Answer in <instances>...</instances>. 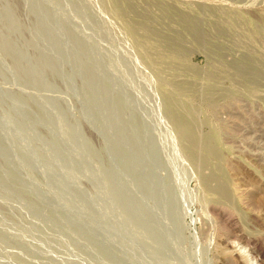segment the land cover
<instances>
[{"label": "rangeland", "instance_id": "374dc122", "mask_svg": "<svg viewBox=\"0 0 264 264\" xmlns=\"http://www.w3.org/2000/svg\"><path fill=\"white\" fill-rule=\"evenodd\" d=\"M256 255L264 0H0V264Z\"/></svg>", "mask_w": 264, "mask_h": 264}, {"label": "bare ground", "instance_id": "6f19581e", "mask_svg": "<svg viewBox=\"0 0 264 264\" xmlns=\"http://www.w3.org/2000/svg\"><path fill=\"white\" fill-rule=\"evenodd\" d=\"M185 89H186V88H185ZM169 99H171V98H169ZM172 100H173V99H172ZM174 103H175V102H174ZM169 104H170V101H169ZM170 105H171V104H170ZM170 105H168V106H170ZM172 105H175V104H172ZM173 109L175 110V108H173ZM169 110H170V109H169ZM170 111H171V110H170ZM172 112H173V111H172ZM178 112H179V111H178ZM178 112H177V113H178ZM181 115H183V114H181ZM176 116H177V115H176ZM179 116H180V115H178L177 117H179ZM174 117H175V116H174ZM174 117H173V118H174ZM175 118H176V117H175ZM181 118H182V116H181ZM183 118H185V117L183 116ZM185 119H187V118H185ZM179 120H180V121H179L178 123H180L181 121L184 122V121H183L184 119H183V120L179 119ZM178 123H177V124H178ZM185 123H186V122H185ZM187 124H188V123H187ZM180 125H181V123H180ZM180 125H179V126H180ZM183 126H184V124L182 125V127H183ZM189 126H190V125H189ZM186 127H187V126H186ZM182 129H183V128H182ZM182 129H181V130H182ZM188 129H190V128H188ZM179 130H180V129H179ZM183 130H184V129H183ZM185 131H186V130H185ZM181 132H182V131H181ZM187 132H188V131H187ZM187 132H186V133H187ZM183 133H184V131H183ZM183 133H182V134H183ZM213 133H214V132H213ZM188 134L191 136L192 133L190 132V133H188ZM194 135H195V134H194ZM209 135H211V134H209ZM192 136H193V135H192ZM192 136H191V137H192ZM187 137H188V136H187ZM187 137H185V138H187ZM191 137H190V139H192ZM212 137L214 138V136H212ZM193 139H194V137H193ZM208 139H209V138H208ZM210 139H211V137H210ZM188 140H189V139H188ZM211 140H212V139H211ZM192 141H193V140H192ZM192 141L189 140V142H188L189 145L192 144V143H191ZM194 141H195V140H194ZM184 142H185V141H184ZM208 142H209V141H208ZM193 143H194V142H193ZM194 144H195V143H194ZM187 145H188V144H187ZM207 146H208V145H207ZM207 146H206V148H207ZM209 146H211V145H209ZM189 147H191V146H189ZM187 148H188V147H187ZM190 150H191V149H190ZM192 150H193V148H192ZM210 150H211V153L214 152V151L212 152V149H210ZM215 153H217V152H215ZM219 168H220V167H219ZM220 169H221V168H220ZM220 185H221V184H220ZM215 189H216V188H215ZM220 189H223V188H220ZM218 190H219V189H218ZM223 191H224V190H223ZM212 192H214V191H212ZM216 192H217V191H216ZM220 193H221V192H220ZM258 255H259V254H258ZM258 255H256L255 258H257V261H258V262L260 261L259 264H264V260H263V258L260 256L261 258H260V260H259ZM261 259H262V260H261Z\"/></svg>", "mask_w": 264, "mask_h": 264}, {"label": "clouds", "instance_id": "9594fccd", "mask_svg": "<svg viewBox=\"0 0 264 264\" xmlns=\"http://www.w3.org/2000/svg\"><path fill=\"white\" fill-rule=\"evenodd\" d=\"M252 264H257V262L256 261H252Z\"/></svg>", "mask_w": 264, "mask_h": 264}]
</instances>
